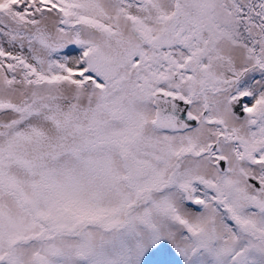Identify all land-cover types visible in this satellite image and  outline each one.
Instances as JSON below:
<instances>
[{
    "label": "snow or ice",
    "instance_id": "6c2138e0",
    "mask_svg": "<svg viewBox=\"0 0 264 264\" xmlns=\"http://www.w3.org/2000/svg\"><path fill=\"white\" fill-rule=\"evenodd\" d=\"M0 264H264V0H0Z\"/></svg>",
    "mask_w": 264,
    "mask_h": 264
}]
</instances>
